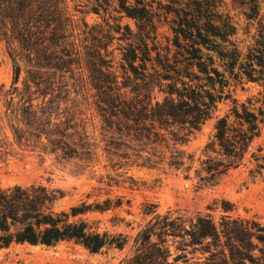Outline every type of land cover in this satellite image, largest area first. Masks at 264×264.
<instances>
[{
  "label": "trees",
  "instance_id": "16d2710c",
  "mask_svg": "<svg viewBox=\"0 0 264 264\" xmlns=\"http://www.w3.org/2000/svg\"><path fill=\"white\" fill-rule=\"evenodd\" d=\"M93 1V12L106 13L114 0ZM116 1L113 11L133 18L136 32L113 18V25L83 24L75 33L63 0H0V38L11 56L27 65L20 98L16 103L10 99L6 108L17 144L90 162L98 144L85 130L81 98L98 115L103 149L110 155L142 158L153 168L180 171L185 178L192 171L205 186L242 165L247 155L260 173L264 156L250 149L264 124V21H258L255 43L242 55L227 40L234 27L213 24L210 0H193L192 10H181L185 17L172 27L171 45L161 46L152 35L154 13L141 0L136 5ZM250 9L248 17L256 16L257 6ZM114 33L119 34L120 81L108 50ZM216 59L223 71L215 66ZM225 73L260 90L255 100L234 104L216 119L204 157L195 159L180 146L210 118L228 84ZM61 197L59 189L42 183L0 186V247L73 241L90 252L123 248L126 236L100 231L81 217L120 207L119 198L114 205L109 199L83 200L57 211ZM144 207L143 213L152 217L121 264H264V224L231 215L229 201H221L223 213L217 220L210 214L186 218L156 213L153 204Z\"/></svg>",
  "mask_w": 264,
  "mask_h": 264
},
{
  "label": "rangeland",
  "instance_id": "374dc122",
  "mask_svg": "<svg viewBox=\"0 0 264 264\" xmlns=\"http://www.w3.org/2000/svg\"><path fill=\"white\" fill-rule=\"evenodd\" d=\"M193 0H141L146 9L154 13L156 41L161 46L171 45L174 37L172 27H178L183 11H191ZM206 1V0H197ZM65 9L72 20L74 32L79 33L83 24L88 26L108 21L113 25L116 18L121 27L127 25L137 31V22L123 13L113 11L114 0L107 9L99 13L92 11L93 0H63ZM208 14H212L214 25L220 27L227 22L234 27V34L227 40L233 42L242 55L255 43L258 33V21H264V0H210ZM128 4L136 5L135 0ZM258 8L256 16L250 15V7ZM183 10V11H181ZM177 12V13H176ZM190 15L185 19L190 20ZM175 20V22H172ZM206 21L202 18L201 22ZM118 33L108 46L112 50L113 70L122 79L120 52L116 49ZM221 42L220 39H216ZM231 47V45H228ZM215 66L223 71L216 59ZM27 65L13 58L6 42L0 38V186L13 184L42 183L50 188L59 189L62 197L56 202L57 211H68L73 205L85 200L87 203L103 202L109 199L114 205L119 198L120 207L105 212L94 211L82 215L91 225L109 234L126 236L123 248H104L90 252L84 246L73 241L61 242L55 246L11 243L0 247V264H121L135 248V237L152 215L144 214L146 204H153L155 212L170 213L192 218L197 214H210L217 220L223 213L221 201H229L233 207V216L255 218L264 224V169L254 171L255 161L247 155L246 161L231 169L213 186H205L198 181L193 172L185 178L180 171L166 168H153L143 159L121 158L108 154L101 140L100 119L93 107L86 106L78 98L83 110V121L87 134L97 143L96 153L90 162L77 158H63L59 152L43 151L18 145L12 135L6 115L7 104L12 99L16 103L18 94L24 88ZM227 86L210 113V118L194 132L180 147L194 155L195 159L204 157L203 150L214 133L216 119L229 112L234 104L245 102L247 98L257 97L260 87L252 82H240L225 73ZM16 76L18 78L16 79ZM14 88L17 91L14 92ZM160 98V95H157ZM90 103V102H88ZM258 106V104H255ZM8 114V113H7ZM252 152L264 156V124L260 125L259 135L253 140Z\"/></svg>",
  "mask_w": 264,
  "mask_h": 264
}]
</instances>
